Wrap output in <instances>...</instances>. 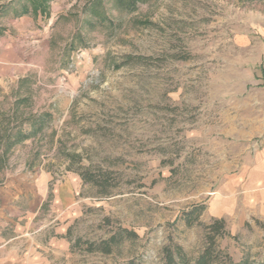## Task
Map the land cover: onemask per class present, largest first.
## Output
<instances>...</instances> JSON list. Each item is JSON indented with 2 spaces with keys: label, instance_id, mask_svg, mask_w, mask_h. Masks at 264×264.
<instances>
[{
  "label": "rangeland",
  "instance_id": "rangeland-1",
  "mask_svg": "<svg viewBox=\"0 0 264 264\" xmlns=\"http://www.w3.org/2000/svg\"><path fill=\"white\" fill-rule=\"evenodd\" d=\"M50 12L49 45L18 99L0 101L53 176L40 243L25 235L8 264H169L167 248L174 264L207 248L211 264H264V0H52ZM113 235L110 253L87 250Z\"/></svg>",
  "mask_w": 264,
  "mask_h": 264
},
{
  "label": "crops",
  "instance_id": "crops-1",
  "mask_svg": "<svg viewBox=\"0 0 264 264\" xmlns=\"http://www.w3.org/2000/svg\"><path fill=\"white\" fill-rule=\"evenodd\" d=\"M24 5L30 6V2L6 0L0 4V101L18 99L10 96L12 87L30 76L33 57L50 42L49 30L43 31L41 23L52 17L51 12L43 15L30 7L29 12L21 13L19 6ZM13 112L0 111V120L5 116L12 119L6 129L0 123V264L9 263L12 248L25 235L33 244L40 243L42 204L52 190L53 176L30 159L34 149L23 133L19 135Z\"/></svg>",
  "mask_w": 264,
  "mask_h": 264
},
{
  "label": "trees",
  "instance_id": "trees-1",
  "mask_svg": "<svg viewBox=\"0 0 264 264\" xmlns=\"http://www.w3.org/2000/svg\"><path fill=\"white\" fill-rule=\"evenodd\" d=\"M30 2V6L24 5L21 8V13H27L29 12V8L35 12L40 11L43 15L48 14V9L50 2L52 0H27ZM145 0H117L120 6L124 8H129L133 9L138 2H142ZM81 178L84 182L87 183H92L94 185L100 186L101 183L90 171L86 172H81L80 173ZM206 207L204 204H198L193 206L190 210L184 211L183 212V219L186 221L188 226L194 225L196 222L199 221L200 216L202 213L205 211ZM206 229H211L213 233L208 232L207 234V239H209V242L211 245H215L216 241L215 238L216 236H220L224 234L225 230V220L224 219H215L214 222L211 225H207ZM123 232L127 234L129 237H135L137 234L133 231H129L127 229H123ZM122 236V234H119ZM82 240L78 239L77 242L80 243ZM118 235H113L107 240L101 241L100 244L95 245L94 243H89V246L87 248L88 251H101L104 253H110L112 251V246L116 243H118ZM167 258L169 264H174L175 259H174V252L172 251L171 248H167ZM175 254L178 256L180 260L185 259V254L181 248V246L177 245L175 246ZM210 248L205 249V251L199 256V258L196 261V264H211V257H210ZM234 264H253L247 259H242L241 261L234 263Z\"/></svg>",
  "mask_w": 264,
  "mask_h": 264
}]
</instances>
